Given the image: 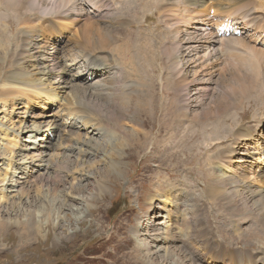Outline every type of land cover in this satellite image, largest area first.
<instances>
[{"label":"bare ground","instance_id":"obj_1","mask_svg":"<svg viewBox=\"0 0 264 264\" xmlns=\"http://www.w3.org/2000/svg\"><path fill=\"white\" fill-rule=\"evenodd\" d=\"M0 3L4 10L14 13L22 27L18 35V50L10 58L8 50L14 44L11 48L3 40L10 30L8 15H0V52H7V63L11 65V68L5 66L9 70L3 78L5 83L0 85V103L11 104L17 111L16 119L21 123L12 128L14 135L32 133L31 136L26 135L24 143L40 140L39 131L43 133L46 130L42 129L43 124L48 122L47 130L52 131L44 136L50 137L51 147L57 145L52 132L58 130V133L61 132L60 140L61 136H70L68 140L74 138L77 143L81 141L82 146L92 145L93 142L96 153H103L107 145L95 143L98 139L92 137L97 128L108 139L115 133L107 134V131L122 132L123 141L126 138L129 148L143 143L147 148L150 143L148 134L141 136L138 129L134 133L124 131L123 115L128 109L127 103L135 102L137 114L145 115L148 123L153 120L157 109L153 108L155 87L150 73L151 70L156 71L153 65L156 52L159 53L165 90L169 77L174 86L179 85L176 90L186 93L185 99L173 112L175 131L171 133H182L187 122L195 121L202 124L201 134L204 139L210 140V145L217 142L212 150L209 149L212 153L208 159L213 158L218 170L209 173L205 190L212 200L218 202L217 207L227 214L235 240L244 245L248 242L254 245L253 250L232 245L228 247L223 240L206 232L201 255L212 259L215 264H264V124L259 116L251 115L248 119L243 114L239 117V110L245 104L264 108V0H0ZM152 34H157L161 41L145 38ZM26 44H29L28 49L23 48ZM151 45H155L153 50ZM77 53L81 55L79 62ZM77 64L86 67L84 72H78V81L72 79L74 76L66 79L65 74ZM85 74L91 77L88 83L85 82ZM2 75L0 69V83ZM43 78H47L45 81L48 84L43 82ZM60 81L62 84L56 85ZM48 86L56 92L58 99L61 97L57 92L60 89L68 94L63 96L68 107L64 112L66 116L79 119L84 128L75 130L77 126L71 121H46L44 116L40 128L32 119L34 115L32 118L25 117V108L28 104L33 105L34 100L38 101L37 109L43 106L46 111L50 110L52 102L46 103L47 100L42 98ZM198 94L200 96L195 101L194 96ZM19 101L25 108H21ZM166 115L169 116L168 112ZM165 122L162 126L168 129L169 119ZM230 122L233 127L225 126ZM143 124L136 125L142 127ZM26 126L27 130L22 131ZM206 127L212 133L208 134ZM193 133L196 135L195 131ZM194 137L182 138V144ZM46 146L24 144L20 152H12L14 157L22 155L25 162L40 160L44 169H49L50 163L56 165V158L59 157L58 166L53 170L50 168L54 177L51 178L49 171H45V179L41 181L44 186V181L52 179L54 185L48 183L45 187L48 192L57 193L59 184L65 179L64 172L69 169H61L63 160L57 154L58 150L52 148L50 151ZM57 146L69 149L65 142ZM238 148L241 154L237 153ZM18 173V176H5L3 183L7 193L2 194L7 200L12 193L18 194L19 205L27 206L25 218L23 221L0 220V231L9 229L4 223H14L15 226L23 223L20 227L29 243V237L41 236L43 229L39 213L31 210L37 203L32 194L33 186L26 189L24 184L31 182L30 178L34 181L44 171L38 174L36 171L29 172L28 175L24 171ZM102 190L106 191L103 187ZM78 198L85 205V196ZM11 207L1 209L0 214H10ZM183 208L181 204L178 210H167L168 220L161 226H164V246L168 247L165 248V257L157 258V252L142 254L148 264L205 263L188 248L206 231L201 209H194L193 216L188 218ZM48 220L52 223L51 219ZM249 226L252 228L246 231ZM49 227L54 229L51 224ZM220 232L223 234L221 237L226 239L223 229ZM148 241V238L144 240L146 250L160 244L152 243L150 246ZM168 259H172L173 263Z\"/></svg>","mask_w":264,"mask_h":264},{"label":"rangeland","instance_id":"obj_2","mask_svg":"<svg viewBox=\"0 0 264 264\" xmlns=\"http://www.w3.org/2000/svg\"><path fill=\"white\" fill-rule=\"evenodd\" d=\"M0 5L2 6L1 3ZM1 6L0 15H8L7 20L10 27L3 40H6L5 42L8 46L14 44V47L12 48L11 45L12 49L8 50L11 58L12 54L18 50V35L22 27L14 13L4 10V7ZM145 38L152 40L155 38L156 41H161L157 34H152ZM28 47L29 44L23 46L24 49H28ZM154 48L155 45H151V50ZM6 53V51L0 52V64L2 63L0 69L3 72L0 85L5 83L3 78L7 70H9L6 67L11 68V65L7 63L9 58ZM160 56L156 52L155 64L153 65L156 71L151 70L150 73L152 75L150 77L152 85L155 87V91L152 94V101L154 100L153 108L157 109L153 117L151 116L153 120L148 123L145 121L147 119L145 115L137 114L135 102L127 103L128 109H124L126 111L125 115H123L124 131L134 133L138 129L141 136L148 134L150 143L147 148H144V143L141 146L136 145L129 148L128 143H125L126 138L123 141L122 132L116 130H113L114 132L112 130L107 131V134L115 133L111 139H108L103 137V132H100L97 128L92 137L98 139L94 141L95 143L99 142L107 145V149L103 153H96V149L93 148L95 145L93 142L91 143L92 145L87 144V147L85 145L82 146L80 144L81 141L77 143L74 138L68 140L70 136H65V138L61 136L62 140H60L59 135H61V132L58 133V130H53V140L60 146L63 142L67 143L69 149H59L57 145L51 147L49 143L50 137L46 138L44 134L51 133L52 130H47L49 127L47 125L48 122L43 124L44 128H42V116H44V120L47 119L46 121L57 119L59 121H71L77 126L75 130L76 128L80 130L83 127L79 119L66 116L64 110L68 107L66 106L65 98L68 94L61 92V89L57 91L59 96H61L58 99L55 97L56 92L50 89V86L45 88L42 98L47 100L46 103L52 102L51 104H53L50 110L47 111L43 109V106L37 109L38 105L36 103L38 101L36 100H34L33 105L28 104V108H25V105H21L19 101L21 108L24 107L27 111L25 117L32 118V115H34L35 117L32 119L36 120V125L43 130L46 129L41 133L37 128L39 131L38 137L41 138V141L33 140L30 143H24L23 140L26 135L31 136L32 134L28 132H24L23 135L21 134L22 136L14 135L12 128L20 126L21 123L17 122V111L13 110V105L11 104L4 105L0 103V210H5L6 207L8 209L11 206L16 209L12 210L13 208L11 207L10 214L1 213L0 220L14 221L16 219L23 221L25 218L24 212L27 208L26 205H19L20 200L16 196L18 194L12 193L9 196V200L4 197L2 193H7V188L3 183L5 176H15L16 174L18 176V172L22 171L27 175L29 172V174H32L36 171L38 174L44 171L43 175L36 174L37 178L34 181H32L33 178H30L31 182L27 181L28 184H24L26 189L33 186L32 194L37 199V203L34 208L31 207V210H36L39 213L43 232L37 238L30 236L31 241L27 243L23 228L20 227L23 223L21 225L19 223L20 226H15L14 223H4L8 224L9 229L6 232L0 231V264H148L142 258L145 254L157 252V258L162 259L165 257V248L168 247L164 246L166 245L162 233L164 226H161L163 222L168 220L167 210H178L181 204L188 218L193 216L192 212L194 209H201L203 228L205 227L206 231L197 240L200 246L203 245L207 237L206 232H208L209 235H214L219 240H223L228 247L232 245L235 248L253 250L254 245L251 242L244 245L240 240H235L234 236L231 235L232 223L230 219L226 213H223L217 207L216 204L218 202L212 200L205 190L209 173L211 174L212 171L218 170V165L213 161V158L208 159L212 153L211 150L217 142H214V145L212 143L210 145V140L204 139L203 134H201L202 124L195 121L187 122L185 124L186 130L184 129L182 133H171L175 131L173 112L180 106V102L185 99L186 93L184 90L183 92L176 90L179 85L176 84L174 86L169 77L167 89L165 90L162 83L163 71L162 58ZM76 58L77 60L80 59L81 55L77 53ZM77 65L69 73L65 74L66 79L74 76L72 79L78 81V72L85 71V66ZM84 77L86 83L91 80L89 74H85ZM86 77L89 78L86 79ZM46 79L43 78V82L48 84V81H45ZM79 81H82V79H79ZM61 84L60 81L56 85L60 86ZM199 96V94L198 96L195 95L194 100L197 101ZM23 103L26 102L23 101ZM164 103L167 105L165 107L169 116L166 115ZM47 106L49 107V105ZM256 109L257 107L254 104H245L244 108L239 110V117L244 116L243 114L248 119H250L251 115L259 116L264 124V108L259 107ZM20 111L22 112V109ZM166 119H169L168 129H164L162 126V124L165 125ZM136 124H143V126L141 125L143 129ZM225 126L231 127L232 123L230 122ZM147 129L150 131H146ZM26 130L27 126L23 127L22 131ZM192 130L196 132V135ZM207 133L210 134L212 132L207 131ZM62 134L64 135V133ZM34 135L36 134L34 133ZM189 135L195 137L189 142L182 144L181 139L191 138ZM220 135L223 137V133H220ZM27 139L32 140L33 137H27ZM82 141L85 142V140ZM34 143L42 146L47 145L45 148L50 149V151L52 148L58 150L57 154L61 155L60 158L63 160H61L60 168L69 169L64 172L66 173L63 175L65 179H63L62 184H59V192L57 193H50L45 187V184L48 183L51 186L54 185L52 179H50L51 182L44 181V186H42L41 181L45 179V171H49L51 178L52 176L54 177L50 168L53 170L58 166L59 157L56 158V165L49 161L51 167L44 169L41 168L42 163L40 160L25 162V158L22 155L13 156L14 153L12 151L20 152L22 145H32ZM226 145L228 144L226 143ZM210 148L211 150H209ZM239 150L240 148H238L237 153H240ZM82 151L84 153H81ZM256 157L259 156L256 155ZM202 163L205 164L203 165ZM39 168H41V171H37ZM41 176L42 178H40ZM102 187L106 189L105 192ZM66 194L70 195L67 196ZM80 195L85 196V205L83 201H79L81 200V198H78ZM61 205H64L63 208ZM19 206L20 208H17ZM190 209L193 210L190 212ZM48 219H51L52 223H49ZM49 224L54 229L51 228L52 230H50ZM246 224L250 225V223ZM158 228L160 229L157 230ZM251 228L252 226L247 227L246 231H250ZM220 229H223L226 239L221 237L223 234ZM147 238L149 240L147 244H150V246H152V243L160 244L153 246L150 250H146L144 240ZM253 243L256 246L259 245L258 243ZM202 247L197 250L201 251ZM189 248L190 252H194L191 247ZM194 253L202 258L203 262L213 263L212 259L201 255V252ZM168 260L172 261V259Z\"/></svg>","mask_w":264,"mask_h":264}]
</instances>
